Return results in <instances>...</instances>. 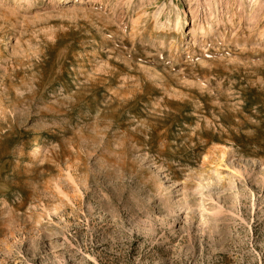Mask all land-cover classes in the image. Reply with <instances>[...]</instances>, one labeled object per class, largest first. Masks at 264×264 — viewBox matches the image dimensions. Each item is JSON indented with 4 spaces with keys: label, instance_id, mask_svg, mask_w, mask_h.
I'll return each mask as SVG.
<instances>
[{
    "label": "rangeland",
    "instance_id": "1",
    "mask_svg": "<svg viewBox=\"0 0 264 264\" xmlns=\"http://www.w3.org/2000/svg\"><path fill=\"white\" fill-rule=\"evenodd\" d=\"M0 264H264V0H0Z\"/></svg>",
    "mask_w": 264,
    "mask_h": 264
},
{
    "label": "bare ground",
    "instance_id": "2",
    "mask_svg": "<svg viewBox=\"0 0 264 264\" xmlns=\"http://www.w3.org/2000/svg\"><path fill=\"white\" fill-rule=\"evenodd\" d=\"M203 29H204V28H203ZM203 29H202V30H203ZM203 31H204V30H203ZM203 31H201V32L204 33Z\"/></svg>",
    "mask_w": 264,
    "mask_h": 264
}]
</instances>
